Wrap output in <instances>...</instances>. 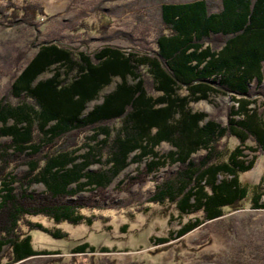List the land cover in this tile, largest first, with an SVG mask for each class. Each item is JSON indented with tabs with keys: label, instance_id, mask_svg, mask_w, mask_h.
<instances>
[{
	"label": "trees",
	"instance_id": "1",
	"mask_svg": "<svg viewBox=\"0 0 264 264\" xmlns=\"http://www.w3.org/2000/svg\"><path fill=\"white\" fill-rule=\"evenodd\" d=\"M0 10L9 21L45 16L29 0L22 8L7 0ZM81 29L95 31H74ZM150 36L128 48L45 43L14 70L0 96V264L50 255L32 248L33 229L65 237L31 218L92 225L96 215L85 212L169 204L201 215L182 237L246 200L264 210V172L257 184L240 181L254 166L245 152L264 154V0L163 3ZM222 94L235 103L225 125L190 107ZM162 144L168 153L157 151ZM130 165L135 175L110 196ZM167 167L175 169L155 180L151 194H133ZM36 185L42 193L31 190ZM88 250L95 249L83 244L73 253Z\"/></svg>",
	"mask_w": 264,
	"mask_h": 264
},
{
	"label": "rangeland",
	"instance_id": "2",
	"mask_svg": "<svg viewBox=\"0 0 264 264\" xmlns=\"http://www.w3.org/2000/svg\"><path fill=\"white\" fill-rule=\"evenodd\" d=\"M6 1L0 0V5ZM191 1L194 0H29L33 7L42 9L45 16L37 19L18 17L9 21V13L0 12V96L9 86L14 70L25 66L42 44L63 43L79 48L87 43L91 49L105 44L132 47L144 38L153 39L148 36L159 26L161 4ZM209 1L216 5L220 0ZM10 2L16 8L23 7V0ZM80 27L95 31L86 34L83 29L74 31ZM102 29L105 33H101ZM47 77L49 74L43 76ZM117 82L114 80L103 89L99 100L92 102L89 108L100 103L105 94L114 90ZM254 98L261 101L260 97ZM233 106L232 97L222 94L190 107L225 125ZM237 144L235 139L229 141L231 148ZM157 151L166 154L170 147L162 144ZM245 153L254 166L249 172L240 174V181L257 184L264 172V154ZM174 169L167 167L152 174L146 185L133 189V194L145 198L154 191L155 180ZM136 171L137 165H130L122 172L110 187V196L114 195L117 183L134 176ZM31 190L42 193L44 189L36 185ZM84 196L87 194H82ZM127 197L121 194L116 202L122 204ZM85 213L96 215L92 225H56L43 217L31 218L30 221L45 228L61 230L65 237L53 238L33 229L30 232L32 248L50 255L30 258L20 264H264V210L252 209L248 200L234 209L225 208L221 218L202 222L182 237L180 230L193 224L200 214L181 215L169 204L152 205L149 212H138L134 208H104ZM83 244L95 249L94 252L73 253Z\"/></svg>",
	"mask_w": 264,
	"mask_h": 264
}]
</instances>
